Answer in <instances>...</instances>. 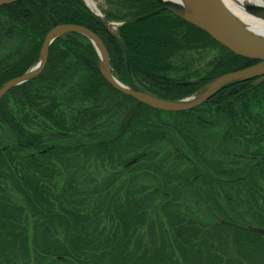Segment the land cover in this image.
I'll list each match as a JSON object with an SVG mask.
<instances>
[{"label":"trees","instance_id":"trees-1","mask_svg":"<svg viewBox=\"0 0 264 264\" xmlns=\"http://www.w3.org/2000/svg\"><path fill=\"white\" fill-rule=\"evenodd\" d=\"M116 1L127 9L121 20L159 6ZM160 14L168 31L150 38L135 31L139 22L117 29L141 88L181 98L253 63L221 46L197 80L159 78L168 53L147 40L174 46L184 24L214 42ZM66 23L92 30L113 75L129 83L118 42L83 0H21L0 6V87ZM252 81L228 83L187 110L138 103L122 125L134 99L106 81L90 40L54 39L40 73L0 97V264H264V81Z\"/></svg>","mask_w":264,"mask_h":264},{"label":"water","instance_id":"water-1","mask_svg":"<svg viewBox=\"0 0 264 264\" xmlns=\"http://www.w3.org/2000/svg\"><path fill=\"white\" fill-rule=\"evenodd\" d=\"M15 1L18 0H0V6ZM157 1L161 4V6L146 15L140 16V18L155 14L163 9L170 10L179 15L180 17L186 19L188 22L194 24L198 28H201L202 30L207 32L212 38H214L216 41H218L231 52L257 60L259 62L264 61V45L257 44L256 41H253V36L250 37L246 33V30L243 31L240 28L239 24L235 22V20L228 13L225 5L221 0H202L205 4V11L203 13H201L202 11H198L197 13H194L191 17L178 14L176 12V6L174 4H171V2L169 1ZM251 7L255 8V6ZM65 32H78L87 37L92 42L100 59V71L104 78L109 82V84L113 88L134 97L138 101H141L159 109L185 110L191 108L202 103L206 99V97H208L211 93L219 89L221 86L235 80L250 78L259 74L256 67L250 66L218 76L215 80H213L206 86V90L203 94H198L199 96L192 95L190 97H186L176 101L163 100L143 91L132 90L131 88L124 86L114 76H112L104 46L101 40L91 30L84 26L76 24H62L53 27L46 33L43 39V43L40 50V56L37 63L20 76H17L4 83L3 86L0 87V96L4 94L10 87L17 85L23 81H26L38 74L45 63L48 45L53 39L57 38ZM125 61L127 74L130 78L129 65L127 59ZM263 79L264 71L260 73L258 81H261ZM126 119L127 117L123 121V124L125 123Z\"/></svg>","mask_w":264,"mask_h":264},{"label":"rangeland","instance_id":"rangeland-1","mask_svg":"<svg viewBox=\"0 0 264 264\" xmlns=\"http://www.w3.org/2000/svg\"><path fill=\"white\" fill-rule=\"evenodd\" d=\"M155 1L158 3L157 0H155ZM118 2H119V0H118ZM122 5H124V4H120V3L117 4L116 0H87V2H86V6L92 12L98 11V12L102 13V14L99 13L100 14L99 16L102 18V20L105 24L104 26L106 27V30H108L110 33L115 34L116 37H118V35H117L118 27H120L122 24H124L126 22L127 23L128 22H133V23L139 22L138 25H135V27H134V28H136L135 31L137 33H142L144 31L143 36L144 37L147 36V38H150V36L148 34V32L150 30L158 29L159 32H162V31L167 32L168 31V29L166 28V26H167L166 21H167L168 17H166L165 14L156 15V14H158L159 11L155 14L150 15V16H153V15H156V16L153 18H150L149 20H145V19L150 17V16L144 17V18H140V16L139 17L136 16L133 18L129 17L126 20L119 19L118 18L119 15H123L122 13L127 11L126 6L124 7ZM154 10H156V8ZM154 10H152V11H154ZM152 11L147 12V14L152 12ZM163 11H167V12L171 13L172 15L178 17L179 19H182L180 16H178L174 12H171L170 10H167V9L160 10V12H163ZM106 14L110 15L109 19L105 18ZM144 14H141V15H144ZM163 18H165V19H163ZM143 20H145V21H143ZM141 21H143V22H141ZM186 22H188V21L186 20ZM168 23H170V22H168ZM188 23L191 24L190 22H188ZM60 25H62V24H60ZM76 25H78V24H76ZM191 25L195 26L194 24H191ZM180 26H181L180 28H177L178 32L175 34V38H174V39H178V42H176V45L168 47L167 43L165 44L162 41L160 43L159 41L149 39V40H147V49H152V50L156 49V46H158V45L157 44L153 45V42H157L161 46V48H159V49H163V55L165 53H168V54H165V56H162L163 58L160 59L161 66H163V65L164 66H163V68L160 69L161 72L159 71V74H161L160 76H158L159 78H168L169 77V78L179 79V80H181V79H188V80H192V81L197 80L196 77L198 78V77H200V75H204V73L210 69V65L220 55V52L222 51L221 46L223 47V45L220 44L218 41H216L212 37H210V38L214 41L213 43L208 38L206 40L203 39L202 34L199 33L198 31H195L192 27H188L184 24H182ZM176 31L177 30H175L173 32H176ZM207 35L209 36V34H207ZM180 36H181V38L179 39L178 37H180ZM199 37L201 38V41L200 42L195 41V40H199ZM186 38L191 39V40L190 41L188 40V42L184 41V39H186ZM150 40L152 41V43ZM191 41H193L194 43L191 44L192 43ZM117 44L120 46L121 52H122L123 57H124V62L127 59V62L129 65V72L131 74L128 52H127L124 44L121 42L120 38H118ZM103 46H104V44H103ZM104 49H105V51H107L105 46H104ZM106 54H107L108 60H110L108 52H106ZM250 66L257 68V71L259 72L258 75H260V73H262L264 71V61L263 62H254ZM125 70H127L126 65H125ZM126 75H127V77H129L128 74H126ZM217 77L209 78L206 82H204L201 86H199L192 93V95L199 96L198 94H200V95L203 94L204 91L206 90V86L209 83H211L213 80H215ZM118 81H120V80H118ZM263 81H264V79H263ZM120 82H122V81H120ZM130 82L131 83H123V82L122 83L124 84V86H127V87L131 88L132 90L143 91V92L149 93L155 97L157 96L154 93H152L151 91L141 88L133 80V78L130 79ZM142 83H143V81H142ZM180 83H185V81H183V82L180 81ZM161 84H165V83H161ZM161 84H159V87L162 89L163 85H161ZM253 84H256V83H253ZM168 86H171V85H168ZM213 93H211L208 97H206L205 101L208 100L213 95ZM188 96H190V95H188ZM188 96H185V97H188ZM157 97H159V96H157ZM185 97H181V98H162V97H159V98L163 99V100L176 101V100L183 99ZM133 99H134L133 100L134 102L131 106H129L127 113L123 117V121L125 120L126 117H128L129 115H131L137 111L135 109L137 108L138 103H142L141 101H138L134 97H133ZM141 112H142V114H144L146 116L147 115L151 116L150 112H147V114H146L145 112H143V110L139 111V113H141ZM159 116L162 117L163 119L165 117H167L166 114H161V112L159 113ZM138 179H140V178H138ZM141 181L144 184H146V181L144 179H141ZM92 185H93V183L90 184V186H92ZM149 186H152L151 180H150ZM231 255L234 256V259L232 258L231 261L236 263L235 258L238 257L239 255L235 254L234 252H231ZM227 264H231V262L227 263Z\"/></svg>","mask_w":264,"mask_h":264},{"label":"bare ground","instance_id":"bare-ground-1","mask_svg":"<svg viewBox=\"0 0 264 264\" xmlns=\"http://www.w3.org/2000/svg\"><path fill=\"white\" fill-rule=\"evenodd\" d=\"M171 2L178 14L191 17L198 11H205L202 0H162ZM228 13L240 28L259 45H264V0H221ZM255 6V8L251 7ZM252 37V38H253Z\"/></svg>","mask_w":264,"mask_h":264}]
</instances>
